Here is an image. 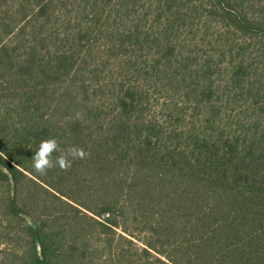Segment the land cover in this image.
<instances>
[{"label":"trees","instance_id":"16d2710c","mask_svg":"<svg viewBox=\"0 0 264 264\" xmlns=\"http://www.w3.org/2000/svg\"><path fill=\"white\" fill-rule=\"evenodd\" d=\"M0 264H264V0H0Z\"/></svg>","mask_w":264,"mask_h":264},{"label":"clouds","instance_id":"9594fccd","mask_svg":"<svg viewBox=\"0 0 264 264\" xmlns=\"http://www.w3.org/2000/svg\"><path fill=\"white\" fill-rule=\"evenodd\" d=\"M53 142L49 141L48 144L51 145ZM33 166L38 170H42L43 167H45V161L41 158L40 153H38L36 156H34L33 158Z\"/></svg>","mask_w":264,"mask_h":264}]
</instances>
